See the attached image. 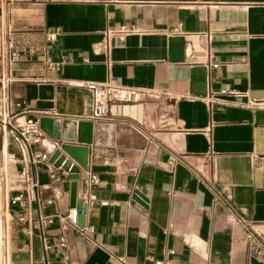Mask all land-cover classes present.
Returning a JSON list of instances; mask_svg holds the SVG:
<instances>
[{"label": "crops", "instance_id": "0c3cea01", "mask_svg": "<svg viewBox=\"0 0 264 264\" xmlns=\"http://www.w3.org/2000/svg\"><path fill=\"white\" fill-rule=\"evenodd\" d=\"M0 45V169L25 199L10 264H264V0H0ZM108 80L147 96L92 119L81 85ZM42 118L93 125L87 169L66 155L90 233L15 131Z\"/></svg>", "mask_w": 264, "mask_h": 264}, {"label": "built area", "instance_id": "2783aa9c", "mask_svg": "<svg viewBox=\"0 0 264 264\" xmlns=\"http://www.w3.org/2000/svg\"><path fill=\"white\" fill-rule=\"evenodd\" d=\"M133 31L129 27H120L118 29L109 30L105 34L106 41L111 37H116L122 39L128 33ZM57 37V33L48 32L46 39L48 43H52ZM11 48V47H9ZM15 53L11 52V57H14ZM2 59V49L0 45V61ZM44 65L47 69L57 68L61 65L60 62H53L49 56L44 58ZM81 86L85 87L91 93V118L100 119L104 117L109 108L116 104H133L143 101L147 96V92L128 88L122 86L119 82L108 80L104 83H95V82H85ZM16 133L26 145L29 150V163L32 167H39L45 165L48 169H51L47 161L51 153L57 149L60 145V142L56 140L49 139L39 128L38 122L28 120L24 125L17 126L15 128ZM32 146L39 147V150L36 152L31 151ZM72 165V163H71ZM23 179L28 182V177L21 173L18 176V180ZM89 185L94 184V178L92 176L88 179ZM35 187V184L30 181L26 185V192L29 193ZM14 189L8 182V175L5 170L0 169V264H10L9 252L3 251L1 248L2 244V229L5 224V215L8 214V209L10 206H16L20 211L24 212L25 208V199L21 194L16 196L8 197V194ZM32 199L37 200L36 196H33ZM68 223H70L76 229H79L82 232H91V228H78L76 225L77 222V213L75 209L70 210L69 214L66 217ZM23 221V217L20 218ZM43 222L50 223L49 219H42L39 216V227ZM43 240V239H42ZM252 253L254 257L264 261V246L262 244H255L253 247ZM39 264H48L46 259L41 261Z\"/></svg>", "mask_w": 264, "mask_h": 264}, {"label": "water", "instance_id": "95a60500", "mask_svg": "<svg viewBox=\"0 0 264 264\" xmlns=\"http://www.w3.org/2000/svg\"><path fill=\"white\" fill-rule=\"evenodd\" d=\"M40 130L51 140L60 142L47 163L55 169L67 172V179L71 180L69 194L70 207L77 213L76 225L84 227V215L86 206L82 201L76 200V181L79 178V168L71 165L70 159L74 160L81 169H87L88 146L92 143V123L87 121L77 122L72 120H54L42 118L38 122ZM66 155L70 159H66ZM135 200L145 202L143 197L135 193Z\"/></svg>", "mask_w": 264, "mask_h": 264}, {"label": "bare ground", "instance_id": "6f19581e", "mask_svg": "<svg viewBox=\"0 0 264 264\" xmlns=\"http://www.w3.org/2000/svg\"><path fill=\"white\" fill-rule=\"evenodd\" d=\"M6 216L8 217L9 215L6 214ZM7 223H8V219H6V222H5V228H4V230H3V235L5 236V237L3 238V240H2V244H1V248H2L3 251L6 250V248H7V244H8V241H7V234H6V226H7ZM4 240H6V241H4Z\"/></svg>", "mask_w": 264, "mask_h": 264}, {"label": "rangeland", "instance_id": "374dc122", "mask_svg": "<svg viewBox=\"0 0 264 264\" xmlns=\"http://www.w3.org/2000/svg\"><path fill=\"white\" fill-rule=\"evenodd\" d=\"M6 219H8V217L5 215V222H6ZM4 228H5V224H4V226H3V229H2V237L4 238L5 236L3 235V230H4ZM8 228H9V219H8ZM6 234H7V229H6ZM9 233H8V236H7V241L9 242ZM4 241H6V240H4ZM7 253L9 252V245L7 244V248H6V250H5Z\"/></svg>", "mask_w": 264, "mask_h": 264}]
</instances>
